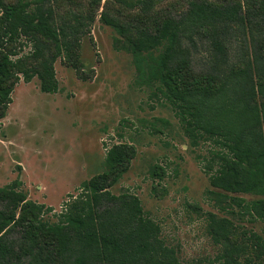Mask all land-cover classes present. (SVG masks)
<instances>
[{"label": "rangeland", "instance_id": "1", "mask_svg": "<svg viewBox=\"0 0 264 264\" xmlns=\"http://www.w3.org/2000/svg\"><path fill=\"white\" fill-rule=\"evenodd\" d=\"M191 1L161 0L148 17L156 20L186 11ZM210 1L235 2L248 10L255 0ZM96 4L97 0L55 3L67 18L71 12L96 18L80 34L75 65L62 57L56 61L59 92H42L37 78L29 83L21 79L16 86L6 116L0 119V188L14 186L25 193L39 205V220L57 226L62 215L90 202L92 191L86 183L107 170L108 151L128 145L133 158L109 191L137 196L145 217L159 227L160 238L182 263L207 264L220 255L209 233L212 215L259 234L264 243V222H250L249 216L240 220V209L230 198H264V160L259 165L240 163L255 185L252 194L232 195L210 184V177L234 160L230 133L252 132L264 138L260 27L246 22L220 25V51L210 40L200 39L196 27L183 39L186 45L195 42L191 65L196 73L230 74L236 65L245 72L239 82L229 79L220 94L207 98L201 114L164 87L162 60L171 40L137 49L129 42L135 31L121 35L101 16L106 13L123 23L149 18L116 0H101L97 8ZM30 51L31 45L24 44L22 54ZM203 119L218 133L203 127Z\"/></svg>", "mask_w": 264, "mask_h": 264}, {"label": "trees", "instance_id": "2", "mask_svg": "<svg viewBox=\"0 0 264 264\" xmlns=\"http://www.w3.org/2000/svg\"><path fill=\"white\" fill-rule=\"evenodd\" d=\"M58 1L16 0L9 4L0 0V119L6 116L21 79L29 83L37 78L42 92L57 93L60 87L56 61L62 57L74 64L80 57V34L85 25L94 22L96 15L71 12L67 18L57 11ZM116 1L128 9L138 8L148 17L161 0ZM100 4L101 0H97L96 8ZM101 18L121 35L135 31L129 35V42L137 49L155 47L162 39H170L162 60L164 87L172 97L201 114L207 98L220 94L227 80L239 82L245 72L236 65L230 74L196 73L191 65V47L195 42L186 45L183 39L196 27L195 34L210 40L220 51L224 44L218 36V27L245 22L259 26L264 36V0H255L248 10L235 2L192 0L186 11L156 20L148 17L142 23L132 20L123 23L106 13ZM24 44L32 48L25 55ZM258 53L264 60V41L258 43ZM202 126L218 133L217 127L207 120L203 119ZM250 134H229L234 160L227 161L222 171L210 177L212 187L232 195L254 192L255 185L240 163H263L264 138ZM133 155L128 145L112 147L106 157L107 170L86 183L92 191L90 202L62 215L57 226L39 220V205L27 200L25 193L14 186L1 187L0 264L27 261V264H186L160 238L159 227L145 217L137 196H115L109 191L126 171ZM230 198L240 209V220L249 216L250 222H264V198L252 201L231 195ZM209 233L220 247V255L207 264H264V243L259 234L214 215Z\"/></svg>", "mask_w": 264, "mask_h": 264}]
</instances>
